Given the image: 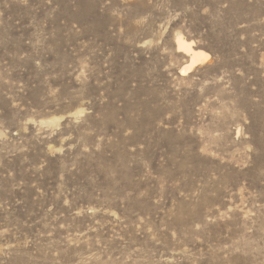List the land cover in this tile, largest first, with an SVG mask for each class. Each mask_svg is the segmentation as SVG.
<instances>
[{
    "label": "rangeland",
    "instance_id": "374dc122",
    "mask_svg": "<svg viewBox=\"0 0 264 264\" xmlns=\"http://www.w3.org/2000/svg\"><path fill=\"white\" fill-rule=\"evenodd\" d=\"M0 264H264V0H0Z\"/></svg>",
    "mask_w": 264,
    "mask_h": 264
},
{
    "label": "bare ground",
    "instance_id": "6f19581e",
    "mask_svg": "<svg viewBox=\"0 0 264 264\" xmlns=\"http://www.w3.org/2000/svg\"><path fill=\"white\" fill-rule=\"evenodd\" d=\"M194 42H188L184 39V37L177 36L176 38V48L179 53L184 54L187 56L188 65L183 68L182 73L187 75L188 73L192 72L197 66L204 63L208 58L209 55L201 50H197L194 48Z\"/></svg>",
    "mask_w": 264,
    "mask_h": 264
}]
</instances>
